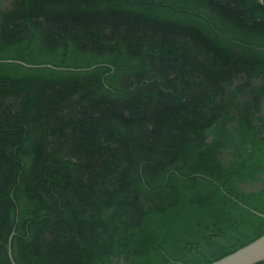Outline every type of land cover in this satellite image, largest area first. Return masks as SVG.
Masks as SVG:
<instances>
[{
	"label": "trees",
	"instance_id": "obj_1",
	"mask_svg": "<svg viewBox=\"0 0 264 264\" xmlns=\"http://www.w3.org/2000/svg\"><path fill=\"white\" fill-rule=\"evenodd\" d=\"M263 235L264 0H0V264Z\"/></svg>",
	"mask_w": 264,
	"mask_h": 264
},
{
	"label": "water",
	"instance_id": "obj_2",
	"mask_svg": "<svg viewBox=\"0 0 264 264\" xmlns=\"http://www.w3.org/2000/svg\"><path fill=\"white\" fill-rule=\"evenodd\" d=\"M6 62L17 63L23 66L33 67L21 61L9 60ZM48 67L53 68L52 66H48ZM12 236L10 238L9 256L12 263L16 264L13 259L12 249H11ZM260 262H264V235L259 239H257L256 241H254L253 243L247 245L246 247L212 264H258Z\"/></svg>",
	"mask_w": 264,
	"mask_h": 264
},
{
	"label": "rangeland",
	"instance_id": "obj_3",
	"mask_svg": "<svg viewBox=\"0 0 264 264\" xmlns=\"http://www.w3.org/2000/svg\"><path fill=\"white\" fill-rule=\"evenodd\" d=\"M179 226H181V224H179Z\"/></svg>",
	"mask_w": 264,
	"mask_h": 264
}]
</instances>
